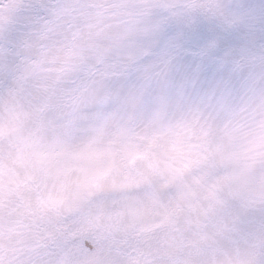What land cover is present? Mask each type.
I'll use <instances>...</instances> for the list:
<instances>
[{
    "label": "snow or ice",
    "instance_id": "obj_1",
    "mask_svg": "<svg viewBox=\"0 0 264 264\" xmlns=\"http://www.w3.org/2000/svg\"><path fill=\"white\" fill-rule=\"evenodd\" d=\"M0 264H264V0H0Z\"/></svg>",
    "mask_w": 264,
    "mask_h": 264
}]
</instances>
